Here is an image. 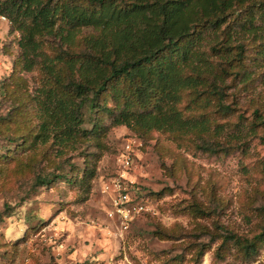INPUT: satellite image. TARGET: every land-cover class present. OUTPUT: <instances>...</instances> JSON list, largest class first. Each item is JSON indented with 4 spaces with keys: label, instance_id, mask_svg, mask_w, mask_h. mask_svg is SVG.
I'll use <instances>...</instances> for the list:
<instances>
[{
    "label": "trees",
    "instance_id": "trees-1",
    "mask_svg": "<svg viewBox=\"0 0 264 264\" xmlns=\"http://www.w3.org/2000/svg\"><path fill=\"white\" fill-rule=\"evenodd\" d=\"M0 16L18 36L9 81L1 83L0 124L8 130L20 120L28 129L6 157L39 151L35 185H84L93 176L92 140L119 126L139 137L195 134L208 155L229 154L228 140L244 148L252 137L264 142L263 105L250 120L239 113L229 122L240 100L264 86V0H0ZM185 91L192 104L213 101L227 120L212 125L204 112L186 114L178 106ZM76 154L86 163L81 175ZM211 235L220 238L218 263L232 264L238 252L251 264L264 247V217L252 238ZM204 251L203 244L199 257Z\"/></svg>",
    "mask_w": 264,
    "mask_h": 264
},
{
    "label": "rangeland",
    "instance_id": "rangeland-1",
    "mask_svg": "<svg viewBox=\"0 0 264 264\" xmlns=\"http://www.w3.org/2000/svg\"><path fill=\"white\" fill-rule=\"evenodd\" d=\"M17 37L0 16V92L13 69ZM33 75H28L30 84ZM191 97L185 91L178 105L186 114L204 112L212 125L227 120L215 112L213 101L206 105L201 97L192 104ZM262 105L264 86L259 85L240 100L229 122L234 124L239 113L250 120L252 109ZM21 123H9L8 130L0 124V264H223L215 256L220 238L212 232L248 239L260 231L264 213L256 208L264 207V142L257 137L245 148L228 140L229 154L208 155L198 148L195 134L151 131L139 137L119 126L92 140L97 144L89 157L93 176L84 185L61 179L35 185L39 151L26 147L6 157L28 130ZM86 127H91L88 118ZM126 152L132 159L125 170L131 196H144L149 211L124 228L117 215H110L113 206L104 185L118 173L117 158ZM74 156L81 175L84 157ZM197 209L200 214L193 216ZM235 255L228 257L232 264H246ZM251 264H264V247Z\"/></svg>",
    "mask_w": 264,
    "mask_h": 264
},
{
    "label": "built area",
    "instance_id": "built-area-1",
    "mask_svg": "<svg viewBox=\"0 0 264 264\" xmlns=\"http://www.w3.org/2000/svg\"><path fill=\"white\" fill-rule=\"evenodd\" d=\"M117 160L120 170L105 183L104 191L109 194L113 206L110 215H117L121 226L126 228L134 216L149 211V206L146 199L135 200L131 196V185L125 176L132 161L130 153L120 154Z\"/></svg>",
    "mask_w": 264,
    "mask_h": 264
}]
</instances>
